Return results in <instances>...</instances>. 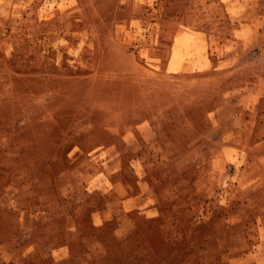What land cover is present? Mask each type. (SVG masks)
I'll return each instance as SVG.
<instances>
[{
  "label": "rangeland",
  "instance_id": "374dc122",
  "mask_svg": "<svg viewBox=\"0 0 264 264\" xmlns=\"http://www.w3.org/2000/svg\"><path fill=\"white\" fill-rule=\"evenodd\" d=\"M116 261L264 264V0H0V264Z\"/></svg>",
  "mask_w": 264,
  "mask_h": 264
},
{
  "label": "trees",
  "instance_id": "16d2710c",
  "mask_svg": "<svg viewBox=\"0 0 264 264\" xmlns=\"http://www.w3.org/2000/svg\"><path fill=\"white\" fill-rule=\"evenodd\" d=\"M149 251L151 250H153V248L152 247H150V246H148V248H147ZM116 255L119 257V258H121V256H123V251H117V253H116ZM153 255V254H152ZM122 259V258H121ZM118 261V260H117ZM116 261V264H119L118 262ZM123 263V262H122ZM124 264V263H123Z\"/></svg>",
  "mask_w": 264,
  "mask_h": 264
}]
</instances>
